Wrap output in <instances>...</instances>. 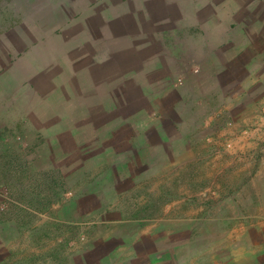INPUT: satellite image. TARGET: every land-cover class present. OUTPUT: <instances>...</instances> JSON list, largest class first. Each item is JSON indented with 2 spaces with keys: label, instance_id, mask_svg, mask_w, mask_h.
Instances as JSON below:
<instances>
[{
  "label": "rangeland",
  "instance_id": "obj_1",
  "mask_svg": "<svg viewBox=\"0 0 264 264\" xmlns=\"http://www.w3.org/2000/svg\"><path fill=\"white\" fill-rule=\"evenodd\" d=\"M87 12L123 48L97 95L78 80L66 99L63 62L90 33L57 29ZM67 105L74 128L48 127ZM179 166L215 193L230 183L207 209L171 203ZM49 176L67 193L35 192ZM7 187L34 205L24 228L0 223V264H264V0H0V213ZM141 239L151 254L136 259Z\"/></svg>",
  "mask_w": 264,
  "mask_h": 264
},
{
  "label": "crops",
  "instance_id": "obj_2",
  "mask_svg": "<svg viewBox=\"0 0 264 264\" xmlns=\"http://www.w3.org/2000/svg\"><path fill=\"white\" fill-rule=\"evenodd\" d=\"M107 2V0H106ZM111 2V0H110ZM89 12V11H88ZM86 13L85 16L83 17V19L87 20V25L84 26L83 23L80 22V20H75V19H71L69 20L70 22H67L63 27H57V30H60L62 32V37L64 36V34L66 33V31L69 33L70 37L76 38V36L80 33H84V34H88V39L86 42L82 43L81 45L77 46L76 49H72L71 50V54L68 56L66 63L63 62V67H62V71H64L66 74H74L71 77V80L73 79V81L71 82V80L69 79L64 85V89H62L65 93V98L66 99H70L71 97L69 96V93L72 92L71 96H77L80 95L76 92V89H80L83 88V91L86 89V85L88 84V88L89 90L86 91L85 94L89 95H97L95 92V87H96V80H108L110 79L111 76V67L109 68L110 65L115 66L117 64H119L115 59L116 57H118V55L122 52L121 48H123L122 44H118L117 46H113L112 44L107 43L106 41H104L105 39L102 37V35H97L94 37V35H92L93 32H91V29L89 28V25L93 24L92 21V17L90 15V13ZM106 19L109 21L110 18L106 17ZM77 24V25H76ZM78 28V32L76 30V26ZM104 34V30L101 32ZM103 41H100L101 39ZM54 39V38H53ZM52 38L50 40L47 41H51ZM55 40H52V42H54ZM92 44H94V46H92ZM43 47V44H41ZM125 45H127V43H125ZM55 46V45H54ZM53 45L49 46L47 49H50V55L51 57H56L58 59H60L57 55L56 52V47H54ZM101 48V49H100ZM104 48V50L106 51V54H98V51H101ZM117 48V49H116ZM105 55V56H103ZM72 59L76 60V64H77V70H73L71 67V63H72ZM56 61V60H55ZM115 70L117 72H121V67L120 66H116ZM71 72V73H70ZM138 75L135 74L133 75L131 78L135 79L137 78ZM78 80H81L82 84L78 83ZM80 84V87H79ZM95 85V86H94ZM71 88V90H70ZM83 93V92H82ZM98 96H100V94L98 93ZM64 102H62L61 104H53L52 101L49 100V102H45L43 104H40L41 107L44 106H49L51 109V112L53 114H57V112L63 108L64 106ZM60 107V108H59ZM70 106L67 105L64 107V110L62 111V118L61 121L55 123V124H49L47 125L48 127H52V128H62V127H71L74 128V126L76 125V116H79L78 114H80V109L76 110L75 108H69ZM65 119V122H64ZM45 125V124H44ZM64 131V130H63ZM137 221V220H136ZM158 239V237H152V240H156ZM143 239H141L140 241L135 242V247H134V251H135V257L136 259H139L141 257H143L144 255L147 254H151L150 251H148V249L146 247L142 246V242ZM144 244V243H143ZM96 251V250H95ZM94 251V252H95ZM85 252H89L90 251H85ZM153 253H155L156 251H152ZM168 262H166L165 264H167Z\"/></svg>",
  "mask_w": 264,
  "mask_h": 264
},
{
  "label": "trees",
  "instance_id": "obj_3",
  "mask_svg": "<svg viewBox=\"0 0 264 264\" xmlns=\"http://www.w3.org/2000/svg\"><path fill=\"white\" fill-rule=\"evenodd\" d=\"M68 135V133L64 134V137H66ZM66 141V139H63ZM95 163L96 165L99 164V162L97 160H95ZM180 168H176V171L175 173L178 175L176 178L179 179L181 178L182 179V183H175L173 186H172V190L170 191H165L166 194H169L172 196V200L170 201L171 203L176 201V200H180L184 203L188 202V201H191L193 200L192 198H194V202H198L199 201H202L204 202V209H207V205H212V204H215L217 202V200L214 202V199H212V194L214 196V198L216 199V195L217 194H220L222 195V193L228 188V185H229V181H226V180H222L221 181V188L223 189V191H219V193H215L211 190H208L209 187L211 186H214L217 188L216 184L217 182L216 181H213V180H208L206 179L207 177H204L205 178V181L204 183H202L201 181V178L199 175H195L194 172L192 171V169H187V167H183V166H179ZM133 173H136V176H138L137 174H143V172H138L137 170H135L134 168L132 170ZM47 174H50V173H47ZM105 175L102 174L101 177H99L96 182H98L99 180H106L105 179ZM125 177L123 175H121L120 177H118V179H124ZM129 178L126 179V181L128 180ZM46 180V178H45ZM125 181V182H126ZM124 182V181H123ZM56 186V187H53ZM95 185V183H94ZM203 185H206L208 186L206 189L202 188L201 186ZM200 187V188H197ZM65 188H67V185L58 182L57 178L55 176H49V178L46 180V183H45V186L42 187V189L40 190H36L35 192L37 193H42L43 191H46L47 189L51 192L52 190L56 189L58 191H60V193L63 195V194H66L67 192H65ZM6 194L9 195L10 197V203H9V206H7L5 209V211L3 210L2 213H0V223H3V222H14L15 226L17 228H24V226L27 224L26 221H23L25 220L26 218L24 219H21L22 216H26L27 218L29 217V215H31V210L33 208V205H34V201H28V207H19L20 205L18 203H15L14 199L12 198L11 196V190L7 187L6 188ZM158 194L159 196H161L162 200L166 199V197L163 195V191H161L160 193L158 191H155L154 195ZM20 197H23L24 198V195H23V192L20 193ZM135 199V198H134ZM146 203V201H145ZM176 207H173V209H170L169 212H171L172 210H174ZM184 208L186 210H189L188 208H186L184 206ZM150 208L149 207H146L143 209V213H144V216H147L149 218H154L155 216V213L152 211V214L150 215H147L149 212ZM132 211H137L139 212V214H141L140 212L141 211H138L137 207H134L133 209H131L130 211H126V217L128 219V221L130 220H138L137 216H138V213L137 212H132ZM165 211V210H164ZM145 217V218H147ZM186 218V217H185ZM45 237L49 238L47 235H45ZM41 239V238H40ZM60 248H62L63 250H65L64 253H69V252H66V250L69 251V245L66 243V244H60ZM85 254V251L82 250V252L80 253L79 257L81 258L82 254ZM67 254H64V256H66ZM88 260H90L88 258ZM89 262V261H88Z\"/></svg>",
  "mask_w": 264,
  "mask_h": 264
},
{
  "label": "built area",
  "instance_id": "obj_4",
  "mask_svg": "<svg viewBox=\"0 0 264 264\" xmlns=\"http://www.w3.org/2000/svg\"><path fill=\"white\" fill-rule=\"evenodd\" d=\"M69 197H66L65 200H68Z\"/></svg>",
  "mask_w": 264,
  "mask_h": 264
}]
</instances>
